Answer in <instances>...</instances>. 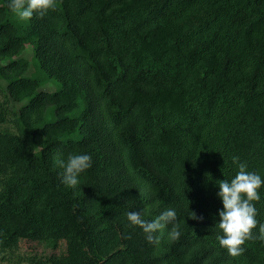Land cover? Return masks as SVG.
Listing matches in <instances>:
<instances>
[{
    "label": "trees",
    "instance_id": "trees-1",
    "mask_svg": "<svg viewBox=\"0 0 264 264\" xmlns=\"http://www.w3.org/2000/svg\"><path fill=\"white\" fill-rule=\"evenodd\" d=\"M9 4L0 252L53 249L38 264H264V241L233 257L218 239L232 157L264 176V0H56L30 21ZM69 153L93 160L75 191L56 164ZM170 207L178 240L171 224L158 245L130 226L129 211L152 220Z\"/></svg>",
    "mask_w": 264,
    "mask_h": 264
},
{
    "label": "clouds",
    "instance_id": "clouds-1",
    "mask_svg": "<svg viewBox=\"0 0 264 264\" xmlns=\"http://www.w3.org/2000/svg\"><path fill=\"white\" fill-rule=\"evenodd\" d=\"M9 6L19 19L30 21L34 16H43L49 9H54L56 0H10ZM232 160L239 171L230 181H219L218 196L222 199L223 208L219 210L218 226L223 235L218 239L228 254L236 257L246 250V241H264V223L259 221L254 203L262 199L260 190L264 187V176L249 171L247 162H241L239 156H233ZM56 164L63 169L62 183L75 191L80 185L81 174L92 167L93 160L88 153H69L66 159H59ZM127 216L130 226H140L150 243H160L158 232L167 224L172 225L168 232L169 240L181 237L180 220L174 208L165 209L152 220L144 219L139 211H129ZM193 218L203 219L196 215Z\"/></svg>",
    "mask_w": 264,
    "mask_h": 264
},
{
    "label": "rangeland",
    "instance_id": "rangeland-1",
    "mask_svg": "<svg viewBox=\"0 0 264 264\" xmlns=\"http://www.w3.org/2000/svg\"><path fill=\"white\" fill-rule=\"evenodd\" d=\"M28 55V53H25ZM58 84L48 81L43 85V88L54 90ZM53 249L43 246L38 251H30L27 245L22 243L15 250L0 252V264H38L40 258L50 255Z\"/></svg>",
    "mask_w": 264,
    "mask_h": 264
}]
</instances>
